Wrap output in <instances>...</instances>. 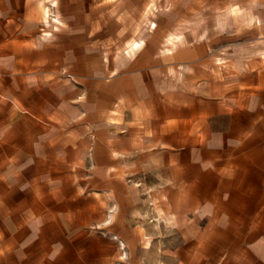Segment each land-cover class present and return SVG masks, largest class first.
Segmentation results:
<instances>
[{
	"label": "crops",
	"instance_id": "crops-1",
	"mask_svg": "<svg viewBox=\"0 0 264 264\" xmlns=\"http://www.w3.org/2000/svg\"><path fill=\"white\" fill-rule=\"evenodd\" d=\"M193 6L0 0V264H264V62Z\"/></svg>",
	"mask_w": 264,
	"mask_h": 264
},
{
	"label": "rangeland",
	"instance_id": "rangeland-1",
	"mask_svg": "<svg viewBox=\"0 0 264 264\" xmlns=\"http://www.w3.org/2000/svg\"><path fill=\"white\" fill-rule=\"evenodd\" d=\"M191 1L193 4L197 3L198 5L202 3V7H204V5L208 3V21H205L200 25L204 28V30H206V27L208 25L212 27H215V25H217L218 22L215 23L214 19H224V22L220 21L218 23L221 25V27L223 26L224 32L232 28L240 31L239 38L234 39L235 42L238 43L240 50V53L237 54L236 57L239 56L242 60L247 62L249 56L252 57L257 55L258 61L264 62V53L253 55L249 53V47H254L253 45L255 44L258 46V52L260 49L264 50V0ZM166 7L167 5L164 3L159 7V9L161 8L164 11L167 9ZM202 7L193 6V13H200ZM218 15H221V17L222 15H224V18H220V16ZM198 24H200V21H198ZM220 29L221 28H219V30ZM232 41V38H224L223 44H230V42ZM263 50H261V52Z\"/></svg>",
	"mask_w": 264,
	"mask_h": 264
}]
</instances>
